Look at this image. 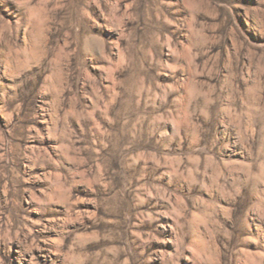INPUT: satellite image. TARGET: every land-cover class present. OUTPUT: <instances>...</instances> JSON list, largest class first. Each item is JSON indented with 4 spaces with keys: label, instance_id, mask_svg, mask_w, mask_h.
Returning a JSON list of instances; mask_svg holds the SVG:
<instances>
[{
    "label": "rangeland",
    "instance_id": "rangeland-1",
    "mask_svg": "<svg viewBox=\"0 0 264 264\" xmlns=\"http://www.w3.org/2000/svg\"><path fill=\"white\" fill-rule=\"evenodd\" d=\"M0 264H264V0H0Z\"/></svg>",
    "mask_w": 264,
    "mask_h": 264
},
{
    "label": "clouds",
    "instance_id": "clouds-1",
    "mask_svg": "<svg viewBox=\"0 0 264 264\" xmlns=\"http://www.w3.org/2000/svg\"><path fill=\"white\" fill-rule=\"evenodd\" d=\"M84 14L87 15V13H84ZM29 27L31 28V25ZM26 31H27V29H26ZM97 39H98L97 37H93V36H91V34H88V35H86L84 37L85 42H88V41H93L94 42ZM158 98L161 99V100H165L166 101V95H164V96H158Z\"/></svg>",
    "mask_w": 264,
    "mask_h": 264
}]
</instances>
